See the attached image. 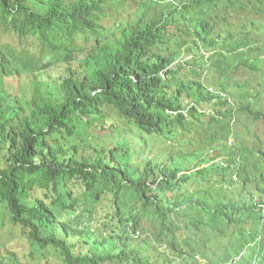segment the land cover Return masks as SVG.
<instances>
[{
    "label": "trees",
    "instance_id": "1",
    "mask_svg": "<svg viewBox=\"0 0 264 264\" xmlns=\"http://www.w3.org/2000/svg\"><path fill=\"white\" fill-rule=\"evenodd\" d=\"M236 10L250 14L222 21ZM263 13L264 0H0V35L16 38L0 40V264H264V145L241 139L242 117L230 143L235 108L204 92L225 66L214 57L244 44L236 74L259 76ZM255 97L237 116L264 122Z\"/></svg>",
    "mask_w": 264,
    "mask_h": 264
},
{
    "label": "rangeland",
    "instance_id": "2",
    "mask_svg": "<svg viewBox=\"0 0 264 264\" xmlns=\"http://www.w3.org/2000/svg\"><path fill=\"white\" fill-rule=\"evenodd\" d=\"M252 13H253V16H255L254 14L255 12H252ZM246 14H250V12L247 13L246 11L236 10L233 12V14L228 16V19L226 20L222 19V21L226 23H232V24H234L233 22L235 21L242 22L246 18ZM259 22H264V15L261 17V19H259ZM226 26H228V24H226ZM12 39H16V38H12L9 35H5L3 37L0 35L1 41L7 42V41H11ZM231 42L234 45L237 43V40L234 39V41H231ZM252 42H253L252 44L253 57L251 59H256V57H258L257 59L259 63L258 67L260 68L259 76L251 73V76H252L251 79L245 80V76L242 75V73L236 74L238 70L236 68L238 66L236 63L239 59V56L242 54L243 57L247 58V55L244 52V49H245V44H244L242 47L243 50L241 51L228 53L227 57L223 55L220 56L219 54H217L214 57L213 61L215 63V66H213L210 69L217 68V65L219 64L220 60L225 66L223 69L217 68L218 71L216 72V75L213 79L210 78V73L205 74L204 79L207 84V89H205L204 92L206 94H209L210 92L214 93L215 95L221 97L224 100V102L227 103V106L229 105L231 108L232 107L235 108L236 117H235V123H233V127H232L233 131H232V136L230 138V143L232 142L237 143L236 135L247 133V128L245 127V125H248V128L250 129V134L249 136L245 135V137H241V139L246 143L248 142L251 146H256V145L258 146L259 143L264 145V122L262 120H256V122H254V120H250V119H254V116H251L250 119L246 118L245 115L237 116V114H241L240 110H238L240 109V104H244V105L245 103L247 104L246 101H247L248 96L249 97L256 96L255 99L253 98V100L256 101L257 99H259L260 101L259 107L264 108V97H262L264 95V80H262L261 78V76H263L264 74V33L257 32L256 35L253 37ZM52 71L45 72L44 77H47L48 75L55 76L57 74V73H53ZM212 74L213 72H211V75ZM239 74L240 76H238ZM242 78H244V80ZM261 82L263 86L261 85ZM41 87L42 86L38 84V86L34 88V95L37 96L40 100L44 101V100L56 98V95L52 93L53 90L47 91L46 87H42V88ZM26 95L28 96V92H26ZM255 107L256 105L252 104V108L255 109ZM203 108H205L207 111H213L215 107H213L210 104H207ZM106 112L108 114V118L110 119V122L113 120H117V116H115L114 110L109 109ZM241 117L245 125L240 124L238 122L240 121ZM207 129H210V128H207ZM199 136L200 134L196 132H192V134L190 135L191 143L194 146H196L199 143ZM187 147L190 148L191 146L187 145ZM187 156H190V155H187ZM16 231L20 232L21 230L17 228ZM22 237L23 236H19L17 240L19 241V245L21 249L25 250L27 249L26 240ZM202 262L205 264L204 260H202Z\"/></svg>",
    "mask_w": 264,
    "mask_h": 264
},
{
    "label": "clouds",
    "instance_id": "3",
    "mask_svg": "<svg viewBox=\"0 0 264 264\" xmlns=\"http://www.w3.org/2000/svg\"><path fill=\"white\" fill-rule=\"evenodd\" d=\"M264 15V13L262 15H259V19H261V17ZM264 22H260V24H263Z\"/></svg>",
    "mask_w": 264,
    "mask_h": 264
}]
</instances>
